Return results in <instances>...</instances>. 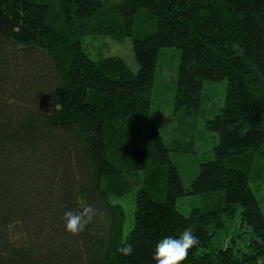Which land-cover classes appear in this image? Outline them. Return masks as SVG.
I'll list each match as a JSON object with an SVG mask.
<instances>
[{"label": "trees", "instance_id": "1", "mask_svg": "<svg viewBox=\"0 0 264 264\" xmlns=\"http://www.w3.org/2000/svg\"><path fill=\"white\" fill-rule=\"evenodd\" d=\"M90 35L132 37L139 70L119 55L92 58ZM166 48L179 51L178 119L205 114L208 83L227 81L206 120L219 138L214 158L188 188L172 152L192 148L168 142L152 111ZM259 155L264 0H0V264H156V244L185 229L199 244L182 264H264V213L251 185ZM132 192L133 222L115 201ZM188 194L204 203L186 215L177 201ZM80 200L98 215L73 236L62 217ZM238 212L251 232L246 248L235 237L214 246L224 217ZM125 243L130 256L117 251Z\"/></svg>", "mask_w": 264, "mask_h": 264}, {"label": "rangeland", "instance_id": "2", "mask_svg": "<svg viewBox=\"0 0 264 264\" xmlns=\"http://www.w3.org/2000/svg\"><path fill=\"white\" fill-rule=\"evenodd\" d=\"M86 52L92 57L99 55L122 56L134 72L139 70V64L135 58L132 37L124 41L113 39L109 35L87 36L83 40ZM179 66V51L174 48H166L161 55L153 98V114L157 117L156 122L165 139L171 143L174 137L182 138L183 143H188L191 150L188 152H172V159L180 169L182 180L186 188L191 186L192 180L199 172L202 161L214 158V147L218 143V134L206 127L207 118L213 117L224 103L226 94V79L208 83L209 98L205 105V114L201 116H187L178 119L174 115L175 86ZM181 137V138H180ZM189 146V147H190ZM258 180H253L252 188L259 199L264 213V157L257 158ZM135 192L129 193L115 201L122 203L128 213V221L133 222L135 209ZM204 201L200 194H188L180 197L177 208L188 215L193 207H202ZM129 230L127 227L126 232ZM12 239L17 244L24 242L23 231L19 224L11 226ZM250 230L241 227V217L238 212L233 217H224V226L218 229L212 238L214 246H226L232 238H236L237 247L246 248V241L250 238Z\"/></svg>", "mask_w": 264, "mask_h": 264}, {"label": "clouds", "instance_id": "3", "mask_svg": "<svg viewBox=\"0 0 264 264\" xmlns=\"http://www.w3.org/2000/svg\"><path fill=\"white\" fill-rule=\"evenodd\" d=\"M79 208L75 211L67 210L62 219L65 222V230L73 236L84 232L87 226L92 223L98 210L83 200L78 201ZM102 215V214H100ZM199 244V238L190 229H185L179 237H163L155 246L153 259L156 264H182L187 259L188 252ZM133 245L125 243L117 251L123 256H130L133 253Z\"/></svg>", "mask_w": 264, "mask_h": 264}]
</instances>
